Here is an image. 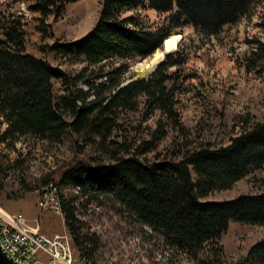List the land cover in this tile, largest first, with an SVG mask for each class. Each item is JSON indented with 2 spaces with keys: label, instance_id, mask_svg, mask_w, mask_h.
Instances as JSON below:
<instances>
[{
  "label": "trees",
  "instance_id": "1",
  "mask_svg": "<svg viewBox=\"0 0 264 264\" xmlns=\"http://www.w3.org/2000/svg\"><path fill=\"white\" fill-rule=\"evenodd\" d=\"M78 1L24 0L29 12L40 16L37 28L44 40L53 35L46 21L60 18ZM254 8L255 0H102L91 31L68 44L42 46L39 57L27 52L23 16L5 13L0 0V118L6 125L0 128V145L14 150L24 138L55 146L72 143L70 162L20 183L25 192L51 185L57 190L69 241L80 259L91 260L100 244L80 218L81 209L92 204L109 206L122 220L149 229L165 249L196 264H228L221 240L231 221L264 229V191L202 201L264 170V120L218 148L196 146L185 135L168 156L157 154L149 161L168 133L183 131L177 97L192 78L183 71L189 58L180 49L166 53L153 72L123 85L128 63L151 57L183 29L193 27L205 39L218 37L226 27L251 18ZM139 10L167 19L152 28ZM46 55L86 66L71 74ZM111 60L118 65L102 66ZM244 66L249 73L264 74V43H255ZM92 79L102 82L94 85ZM56 81L63 94L56 92ZM140 109L147 119L160 114L152 140L137 144L126 135L119 138L123 115ZM234 264H264V238Z\"/></svg>",
  "mask_w": 264,
  "mask_h": 264
},
{
  "label": "rangeland",
  "instance_id": "2",
  "mask_svg": "<svg viewBox=\"0 0 264 264\" xmlns=\"http://www.w3.org/2000/svg\"><path fill=\"white\" fill-rule=\"evenodd\" d=\"M1 3L5 13L23 16L26 22L27 52L39 57L43 56L39 48L46 44L56 41L68 44L84 37L93 29L102 7V0H79L69 5L60 18L50 17L46 21V25H50L47 31L53 35L44 40L37 28L40 25V16L29 12L24 0H1ZM138 13L143 22L152 28L162 26L167 19V15L157 14L153 10H139ZM175 36L180 37L178 49L189 58L183 71L192 76L187 82L186 92L177 97L183 131L168 133L160 141L159 150L147 156L149 161H155L157 154L168 156L173 150V143L183 141L185 135L196 146L208 143L210 147L218 148L227 146L233 138L264 120V74L258 76L249 73L244 66V58L255 48V43H264V0H255L251 18L226 27L218 37L202 38L193 27H187L181 35ZM165 44L151 57L128 63L129 71L124 75L123 85L134 81L139 75L153 72L168 52ZM45 57L54 66H59L71 74L79 73L86 66L71 64L53 55ZM117 62L111 60L102 66L114 67L118 65ZM101 82L91 80L94 85ZM55 85L56 92L63 94L61 83L56 81ZM78 88L88 91L83 83H79ZM159 119V113L147 119L143 109L133 114H125L120 122L119 138H123V134L137 144L151 141ZM0 128L2 131L6 128L1 118ZM73 157L71 142L55 146L24 138L21 143L16 144L14 150L0 145V216L2 210L11 214H22L29 225L41 226L46 235L67 234L62 214L38 209V199L43 189L25 192L20 181L32 182L50 174L70 162ZM263 191L264 170L242 179L231 189L216 191L202 201H231ZM52 193L56 199L57 192L52 190ZM80 218L89 231L100 239V244L91 260L80 259L74 250L76 264H196L181 254L165 249L150 237L149 229H142L122 220L109 206L89 205L87 209H81ZM263 238L262 227L231 221L221 240L225 247L226 262L234 264L244 258L251 247ZM43 260H48V257L45 256Z\"/></svg>",
  "mask_w": 264,
  "mask_h": 264
},
{
  "label": "built area",
  "instance_id": "3",
  "mask_svg": "<svg viewBox=\"0 0 264 264\" xmlns=\"http://www.w3.org/2000/svg\"><path fill=\"white\" fill-rule=\"evenodd\" d=\"M37 207L42 212L59 213L52 195V185L44 188ZM0 241L3 250L18 264H75L76 255L67 235L48 236L30 227L22 214L2 210L0 216Z\"/></svg>",
  "mask_w": 264,
  "mask_h": 264
},
{
  "label": "bare ground",
  "instance_id": "4",
  "mask_svg": "<svg viewBox=\"0 0 264 264\" xmlns=\"http://www.w3.org/2000/svg\"><path fill=\"white\" fill-rule=\"evenodd\" d=\"M179 36L177 37V36H173V37H171V38H169V40H167L166 41V44H165V50H166V52L167 51H171V50H174L175 49V47L177 46V44H178V42H179ZM171 53V52H170ZM52 190H55L56 192H57V190L54 188L53 189V187H52ZM53 194V193H52ZM56 197L58 198V196H57V194H56ZM54 199V200H56V210L59 212V213H56V214H62V210H61V204H60V201H59V199ZM1 212V211H0ZM65 235H67V234H65ZM68 236V235H67ZM69 238V237H68ZM1 242V241H0ZM71 243V242H70ZM72 246V245H71ZM3 249V248H2ZM9 256V255H8ZM12 258V257H11ZM14 260V259H13ZM15 261V260H14ZM77 261V260H76ZM17 263V262H16ZM37 263H42V264H45V261L44 262H37ZM37 263H35V264H37ZM18 264V263H17ZM76 264V263H75Z\"/></svg>",
  "mask_w": 264,
  "mask_h": 264
},
{
  "label": "water",
  "instance_id": "5",
  "mask_svg": "<svg viewBox=\"0 0 264 264\" xmlns=\"http://www.w3.org/2000/svg\"><path fill=\"white\" fill-rule=\"evenodd\" d=\"M178 49V44L175 47L174 50L168 51L167 53L176 51ZM0 264H17L13 258H11L10 256H8V254L2 249L1 247V242H0ZM37 264H42V263H37Z\"/></svg>",
  "mask_w": 264,
  "mask_h": 264
},
{
  "label": "crops",
  "instance_id": "6",
  "mask_svg": "<svg viewBox=\"0 0 264 264\" xmlns=\"http://www.w3.org/2000/svg\"><path fill=\"white\" fill-rule=\"evenodd\" d=\"M30 226H31L32 229H34V230H38L40 233L45 234V233L42 232V230H41V226H39V225H36V226H32V225H30ZM54 234H56V233H52V234L49 235V236H53ZM45 235H46V234H45Z\"/></svg>",
  "mask_w": 264,
  "mask_h": 264
}]
</instances>
